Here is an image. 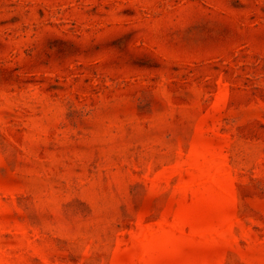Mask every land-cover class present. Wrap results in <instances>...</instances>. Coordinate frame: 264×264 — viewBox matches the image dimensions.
<instances>
[{"label": "rangeland", "instance_id": "374dc122", "mask_svg": "<svg viewBox=\"0 0 264 264\" xmlns=\"http://www.w3.org/2000/svg\"><path fill=\"white\" fill-rule=\"evenodd\" d=\"M0 264H264V0H0Z\"/></svg>", "mask_w": 264, "mask_h": 264}]
</instances>
